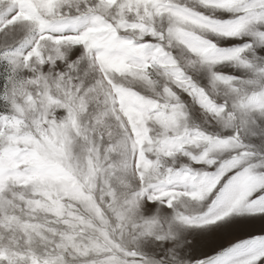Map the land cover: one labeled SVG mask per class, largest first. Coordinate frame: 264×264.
Listing matches in <instances>:
<instances>
[{"label": "snow or ice", "instance_id": "snow-or-ice-1", "mask_svg": "<svg viewBox=\"0 0 264 264\" xmlns=\"http://www.w3.org/2000/svg\"><path fill=\"white\" fill-rule=\"evenodd\" d=\"M0 264H264V0H0Z\"/></svg>", "mask_w": 264, "mask_h": 264}]
</instances>
